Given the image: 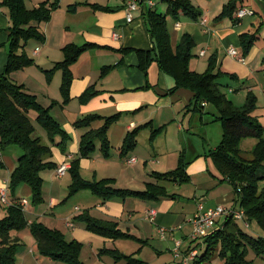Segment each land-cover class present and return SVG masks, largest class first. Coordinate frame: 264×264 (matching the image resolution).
Listing matches in <instances>:
<instances>
[{"label":"crops","instance_id":"0c3cea01","mask_svg":"<svg viewBox=\"0 0 264 264\" xmlns=\"http://www.w3.org/2000/svg\"><path fill=\"white\" fill-rule=\"evenodd\" d=\"M2 1L0 0V3ZM153 1L156 3V0ZM160 1L163 2L164 0ZM191 1L201 10L203 15L199 20H194L184 13L178 18L173 17L178 20L174 30L175 40L172 36L174 46L176 47L180 43V38H183L185 34H190L196 43V53L193 51L194 57L191 61V69L198 73H204L208 68L209 60L216 56L219 68L237 76L234 78L225 77L231 78L233 81L232 86H228V92L230 94L239 93L240 95L231 99L236 101L237 105L243 106L248 94L250 92L255 93L258 96V107L261 110L260 117L264 119V27L259 32L257 41L248 56H244L241 40L242 34H256L260 25L264 22V0H242L239 8H247L252 13L242 19H239L236 15L235 21L230 18L217 19L222 14L225 5L231 0ZM127 2L128 0H61L60 7L54 12L52 19L40 25L46 36V41L39 43L33 40L35 42L31 41L27 46V51L36 60V64L25 70L12 73L11 79L15 83L24 85L30 93L37 95L39 102L45 108H51V114L54 117V113L57 111L60 119L55 118L61 125L65 120V124L69 126L66 131L69 134H74L75 141L70 153H61L54 149V145H52L53 157L49 161L56 162L58 166L64 163H70L72 166V162L80 157L82 136L91 128L97 129L104 124V121H97L99 127H93L95 122L90 128L79 129L74 125L77 120L89 114H100L104 117L121 114L119 121L112 126L109 132L112 147L118 148L120 158L115 162L109 160L103 163L94 158V153L90 158L83 159V177L84 169L95 170L92 179L84 177L87 180L115 179L117 182L115 186L120 184L123 189L146 188L147 183L155 181L152 172L166 173L176 169L182 151L189 149L201 154L193 162L200 165L197 171L203 173L208 171V173H206L207 175H202L203 173L196 175L194 173L196 170L193 167L191 169L188 167V173L191 176L189 183H194L196 187L194 196L197 205L193 214H188L185 219H183L184 216L181 213L174 210L176 194H173L174 197H164L153 203L145 201L144 204L140 205V208H143V218L138 220L135 219L137 212L130 210L133 208L130 205L131 199L126 201L115 199L109 202L101 200L96 205L101 213L108 216V221L117 222L124 232H129L138 239L140 238L141 241H144L143 238L148 237L147 241L149 243L147 241L146 243L143 242L140 255H144V247L148 246L156 251L155 253L158 254L156 256L166 255L169 251L176 259L181 260L182 264H185L186 256L201 243L191 244V226L188 223L190 218L198 211V206L203 204L206 208H211L224 205L236 208L238 207L237 194L229 181H223L224 178L218 170L217 174L208 169V166L211 167L210 161L212 163L213 161L211 158H207V154L203 152L208 151L209 153L211 150L216 149L221 142L219 130L214 128V121L210 122L203 116L200 118V129L198 130H200L201 138H195L196 145L189 136L192 131L191 128L197 126L196 119L191 117L187 128L181 116V110H186L188 115L193 113L189 110L193 94L187 90H180L174 95H166L169 90L175 87V79L162 72L156 63L150 68L148 75L139 68V56L134 50L150 51L155 48L145 14L149 10L157 11L158 7L161 10V12L158 11L159 13L166 14L168 11L167 2L164 1L163 5L156 3L154 7L144 3L140 10L135 13V20L132 23L127 20ZM40 4L34 5L33 9L40 6ZM85 4H98L110 10H96ZM75 5L77 7L72 11L71 9ZM203 18H208L206 24H203ZM238 19L240 20L239 23L237 22ZM12 25L9 9L0 6V49H2L0 50V70L4 69L8 62V41ZM115 34L119 38H115ZM89 43L101 47L85 52L79 61L72 66L74 73L71 88L72 99L70 103L63 105L62 72H57L51 82H48L46 72L52 70L57 63L64 60L63 48L66 45L77 44L83 46ZM4 44L7 47L1 48V45ZM232 48L238 52L237 56L230 54ZM122 49H132L133 51L122 53L120 52ZM121 61L123 62L120 64ZM111 65H118V67L103 78L101 75L102 69ZM230 84L228 82L227 85ZM94 85L101 92L100 95L83 104L80 101L81 96L89 87ZM148 85L150 87L145 88ZM55 102L57 103L54 105ZM259 103H262V105L259 106ZM209 106L206 105V109ZM148 123H151L152 127L143 130L140 135H145L144 133L147 131H150L152 135L153 129L167 126L166 131H164L165 136L162 133L154 142H151L150 135L148 148L151 147L154 152L148 153L147 157L145 154H138L139 150H137L136 153L139 156L134 155V153L128 158H123L121 147L126 135L135 128ZM140 137L138 146L143 136ZM257 142L258 140L253 142L252 148L256 146ZM2 154L6 172L0 174V194L1 188L10 180L11 173L18 166L20 159L9 150L2 151ZM131 158H136L137 161L129 163L128 159ZM203 160H207L205 164ZM99 164H101V167H99ZM206 169L208 170L206 171ZM55 171L56 169L52 170L51 174L54 175ZM45 172H42V177L46 187L49 182L45 179V175L48 174H44ZM55 176L58 177L57 174ZM66 176L58 178L64 179ZM71 184L69 182L66 184L57 181L50 182V204L53 206L58 204L57 193L60 186L66 188ZM175 184L177 186L182 185ZM21 193L24 196L23 199L17 198L12 202L28 200V196L32 194V189L27 185H23ZM85 193L86 191L77 194L79 196H77L75 205H79L76 207L75 212L67 217L62 216L63 226L59 227L58 225L56 227L57 225H55L54 227L65 233L67 238L70 234L72 240L83 242L84 248L88 241H95V236L88 231L87 227L78 226L73 219L76 215L84 212L89 203L95 204L97 201ZM170 194L172 193L170 192ZM0 206L2 207V204ZM151 209L158 211L153 222L147 218ZM90 213L93 214L91 211ZM28 220L30 223L34 221L29 218ZM52 221L58 223L55 219H52ZM148 223L153 226L150 225L149 227ZM162 228L169 230L165 238L161 235ZM170 229L176 230L171 232ZM216 229L217 226L211 228L209 232ZM179 242L181 243L179 249L181 254L178 256ZM91 246L93 248L94 243H91ZM114 246L118 247L117 243ZM201 246L205 247L203 244ZM105 248H107L106 245ZM151 262L156 263V260ZM156 264H171V262L167 263L165 261Z\"/></svg>","mask_w":264,"mask_h":264},{"label":"trees","instance_id":"16d2710c","mask_svg":"<svg viewBox=\"0 0 264 264\" xmlns=\"http://www.w3.org/2000/svg\"><path fill=\"white\" fill-rule=\"evenodd\" d=\"M27 1L3 0L0 3V6L9 9L13 23L8 41V62L4 69L0 70V143L2 151L13 145L23 149L24 153L19 159L18 166L10 176V189L15 192L23 185L29 186L32 189L33 201L38 205L44 202L42 172L55 170L58 168V164L49 161L53 157V148L45 144L42 137L37 136V128L29 114L37 113V121L46 130L52 142L56 137H61V142L58 144L62 147L61 149L66 147L71 136L51 114V108H45L39 102L37 95L30 93L24 85L15 83L11 79L12 73L25 70L36 64V60L29 55L27 46L33 40L39 43L46 41V36L40 25L52 19L61 2V0H48L41 3L40 6L30 9ZM164 1L168 4L166 14H161L156 10H149L145 14L155 48L150 51L134 50L139 56V68L148 75L150 68L156 63L162 72L173 77L176 85L166 95H174L180 90L190 91L193 94L190 109L188 108L190 112L203 113L206 105L214 106L217 109L218 115L212 121L222 122L223 140L206 157L212 159L216 169L224 178L223 181H229L233 185L237 194V206L245 210L248 221L251 224L257 222L264 230V124L255 115L258 110V96L250 92L243 106H237L234 101L229 99L222 89L220 80L228 76L231 78L237 76L219 68L216 56L209 60L208 68L204 73H198L191 69L196 43L190 34H185L175 47L168 19L169 17L178 18L184 13L194 20H199L203 14L191 0ZM241 2L242 0H231L225 5L222 14L217 19L230 18L235 21ZM89 6L96 10H110L98 4ZM76 7L77 5L73 6L71 10L74 11ZM237 22L239 23L240 20L238 19ZM263 27L264 22L256 34H242L244 56H248L252 51ZM97 47L101 46L92 43L83 46L68 44L63 48L64 60L46 72L48 82L52 81L57 72H62L63 105L70 103L72 99L71 88L74 80L72 66L85 52ZM129 51L133 50H120L122 53ZM117 67L118 65L104 67L101 72L102 77L105 78ZM149 87L148 85L145 88ZM100 93L95 85L91 86L81 96L80 101L86 104ZM120 117L121 114L109 117L89 114L75 122V127L79 129L90 128L97 121H104V124L97 129L91 128L81 138L80 157L72 162L69 170L72 176V184L69 187L70 198L83 191H89L104 201L137 198L156 202L164 197H174L161 182L172 181L185 184L191 181V176L188 173L189 164L184 155L181 156L175 170L166 173L154 172L152 177L155 181L147 183L144 191L116 188L114 186L115 179L87 180L82 176V160L90 158L96 152L97 142L101 143L103 155L106 158L111 157L112 144L109 132ZM149 127H152L151 123L139 126L126 135L121 147L123 158H128L136 151L141 132ZM166 127L153 129L151 142H154ZM251 137L257 139L258 142L251 151L252 157H247L243 151L242 143L244 139ZM4 168V162H0V169ZM17 202L10 203L6 208V217L0 220V264H17V256L23 246L17 232L26 227L31 228L32 234L37 240L38 251L43 256L66 264H84L82 259L83 242L70 241L61 230L53 229L44 223L38 221L30 223L26 211L16 204ZM74 220L85 223L90 233L102 236L104 239L128 238L141 241L137 237L123 232L117 222L94 218L88 210L76 215ZM201 245L202 243H199L194 249L198 250ZM203 245H205V253L199 254L192 264L211 262L216 255L222 260V264H253V261L248 260V245L258 256H264V237L255 238L246 233L233 217L224 220L223 229L212 231L204 239ZM102 252L110 253L118 262L146 264L134 258L135 255H126L119 250L105 248Z\"/></svg>","mask_w":264,"mask_h":264},{"label":"rangeland","instance_id":"374dc122","mask_svg":"<svg viewBox=\"0 0 264 264\" xmlns=\"http://www.w3.org/2000/svg\"><path fill=\"white\" fill-rule=\"evenodd\" d=\"M44 1H47V0H28L27 4H28V7L30 9H33L34 5H37L38 3H42ZM156 3L163 5L164 1L162 2L160 0H156ZM157 11L161 12L159 7L157 8ZM168 20H169L170 31L172 33L174 40H175L176 35L174 33V30H175L176 22L178 20L174 19L173 17H169ZM181 39L182 38H180L179 42H181ZM33 42H35V41H33ZM8 45H9V42H8ZM5 46H6L5 44L1 45V48H5ZM0 50H2V49H0ZM194 53H196V49L194 50ZM228 82L231 84L227 85ZM220 83L222 85L223 91H225V93L228 95L229 99H231V98L233 99L234 97L240 96L239 93L230 94L228 92L229 87L232 86V84H233V81L231 80V78H223L220 80ZM232 101H234V100H232ZM234 103L236 104V101H234ZM243 103L245 104V102H243ZM261 105H262V103H259V106H261ZM237 106H239V105H237ZM54 115L57 119H60L57 111L54 113ZM185 115L187 117L186 120H185V118H186ZM217 115H218V111L214 106H209L206 109V111H204L203 113L193 112L190 115L186 114V110L185 111L181 110L182 121L185 123L187 128H188L189 121H190L191 117L196 119L197 126H194L193 128H191L192 131L190 132V135H189L194 140L195 144H196L195 138H197V137L201 138L200 130H198V129H200V118H202V116H203L211 122L212 120H214L217 117ZM255 115H257L259 117L261 116V110L259 109V107H258V110L255 113ZM29 116L37 128V136L42 137L43 142L45 144L50 145V146L54 145V149H56L57 151H60L61 153H64V154H68L72 151L71 149H72V146H73L74 141H75L74 140V134H70L71 140L68 142L66 147L61 149L62 147L58 146V144L61 142V137L60 136L56 137V141L52 142L50 140V138L48 137L46 130L37 121V113L31 112L29 114ZM260 119H261V122L264 124L263 117H260ZM63 121L64 122L62 125H65V126H63V128L65 130H67L69 128V126H67V124H65V120H63ZM98 124H99V122H96L95 125H93V127H99V126H97ZM213 124L215 126L214 128L219 130V135H221V142H222L223 135H224L223 124L221 121H216ZM164 133L165 132L163 131V136H165V134H166V133L165 134ZM144 134L145 135H140L141 137L142 136L143 137L139 143V146L137 147L136 151L134 152L135 154L134 153H132V154L139 156L138 154L142 153L148 157V155H149L148 153H153L154 150L151 147L148 148V140H149V137L151 135L150 131H147ZM185 135L187 136V134H185ZM162 138H164V137H162ZM254 141H257V140L255 138H252V137L244 139V141H243L242 148H243V151L245 152V155L247 157H252L251 151L253 150L252 144ZM221 142H220V144H221ZM146 149H147V151H146ZM7 150L12 151V153L15 154L19 158L24 153V151L21 147L14 146V145L6 148L5 150H3V152H5ZM137 150H139L138 154L136 153ZM185 151L186 150L182 151L181 155L179 156L178 164H177L176 168L179 165V160H180L181 156L184 155L186 161L189 164L188 165L189 169H191L193 167L196 170V172H194L196 175L203 173L201 171H197V169L199 168L200 165L196 164V162H193L196 159V157L198 155H201V154L193 152L189 149L186 152ZM203 153L208 154V151L203 152ZM203 155H205V154H203ZM93 156H94V158H97L98 160H100V162H103V163H105L109 160L110 161L113 160V162H115L116 160H118V158H120L118 148H116L115 146L112 147L111 157L106 158L102 154L100 142H97V150ZM203 161L205 164V162L207 160H203ZM210 164H211V167L208 166V169L212 170L214 173H217V169H215V167L211 161H210ZM142 166L144 167L143 163H142ZM99 167H101V164H99ZM208 169H206V171ZM51 171L52 170H48L44 173V174L48 173L47 175H45V179L49 182L46 187L44 186V188H45L44 189L45 202L37 205L33 201V195L32 194L29 195L28 200L30 202V206L27 208L26 214H27V217L31 221L32 220L38 221V222L44 223L47 226L49 225V226L53 227V229H55L54 228L55 225H57L56 227H58V225H59V227L63 226V220L61 219L62 216L67 217L69 215H72L75 212L76 207L79 205V204L75 205V203L77 202V198H78L77 196H79V195H76V196H73L70 198V193H69V187L70 186L69 187L67 186L66 188H62L60 186L59 192L57 193V197H58L57 203L58 204L55 206L51 205L50 204L51 189L49 188L50 182L57 181V182L62 183V184H66L68 182L70 184L72 183V176L70 173L64 179L63 178L59 179L58 177L55 176L56 171H55L54 175L51 174ZM5 172H6V169H0V174H3ZM94 172H95V170H93V169H84L83 175H84V177H86L88 179H92ZM153 173L154 172H152V174ZM206 173H208V171ZM206 173H203L202 175H207ZM116 184H117V182L115 183V185ZM161 184L168 188L169 192L172 193L171 195L176 194V199H175V205L176 206H175L174 210L181 213V215L184 216L183 219H185L188 214H190V213H191V215L193 214V211H195V208L197 205L195 203V196H194V191L196 188L194 183H185V184H182L180 186H177L172 181H163ZM67 185H69V184H67ZM119 185H117L115 187L116 188H122L121 185L120 186ZM21 187L15 192H13L11 189H9V192H10L9 202L10 203L17 198L23 199L24 196L21 193ZM131 189L136 190V191H144L146 188L134 187ZM85 194H87V196H91L93 198V200H97L95 204L89 203L87 208H85V211L90 210L93 213L91 215L94 218H97L100 220H108V216L101 213L98 210V208L96 207V205L103 199L100 197H97L96 195H94L93 193H91L89 191H86ZM1 198H2V196L0 194V204H2V207L0 206V220L6 217V215H7L6 208L8 207L7 204L1 203ZM127 199L128 200L131 199L130 205L133 208L130 210L137 212V214H136L137 216L135 219L138 220V219L143 218V212H142L143 208L142 207L140 208V205L144 204L145 201H143L141 199H137V198H127ZM114 200L115 199L106 200V201L103 200V201L109 202V201H114ZM126 200H124V201H126ZM146 202H148V201H146ZM153 202H155V201H152V203ZM37 219H39V220H37ZM52 219L57 220L59 224L53 223ZM224 220L225 219L222 218L221 221H224ZM73 221L76 222V224L80 227H84V228L86 227V224L83 222H80L78 220L75 221L74 219H73ZM237 222L239 223L240 227L246 233L254 236L255 238L264 237V230L259 226V224L257 222H254L252 224H251V222H249L250 226H248L244 220H240ZM150 223H148L149 227H150V225L153 226ZM125 233H129V232H125ZM210 233L211 232H209V234ZM17 236L20 238L21 242L23 243V246L20 248L18 256H17V264H66L64 262L55 261V260L51 259L50 257L43 256L42 254L39 253L38 246H37V240L34 237V235L32 234V230L30 227H26L23 230H21L20 232H17ZM94 236H95V239H94L95 241L94 242L88 241V243H87L88 245L87 244L85 245V248H84V251L82 254L83 262H85L84 264H127L126 262L124 263L123 261L118 262L117 259L113 255H111L110 253L102 252L105 249V245L107 246V249H109V250H119L121 252L124 251V252H126V253L123 252L124 254L135 255L134 258L141 260L145 263H149V264L164 263L165 261H167V263L171 262V264H182L181 260L179 261L178 259H176L174 257V255L170 254L169 251L167 252L166 255H161L160 257L156 256V254H157V253H155L156 251L154 249L148 247L147 245H146L147 247H144V255H140V253L142 251V244H144L143 242L147 241L148 237L143 238L144 241L142 240L143 242H141L137 239L120 238L118 240L117 239L113 240V239H108V238L104 239L102 236H99V235H94ZM68 239L70 241L72 240L70 234L68 235ZM91 243H94L93 248H94V250H96V252H94V250L91 246ZM115 243H117V246L119 248L114 246ZM147 243H149V242L147 241ZM191 244L197 245L198 241H195V242L191 241ZM247 247H248V260L253 261V264H264V256H258L255 253V251L252 249L251 246L248 245ZM198 250L200 252V255L205 253V247H203V246H200L198 248ZM153 260H156V263L151 262ZM222 263H223L222 260L216 255L211 260V262H206L204 264H222Z\"/></svg>","mask_w":264,"mask_h":264},{"label":"built area","instance_id":"2783aa9c","mask_svg":"<svg viewBox=\"0 0 264 264\" xmlns=\"http://www.w3.org/2000/svg\"><path fill=\"white\" fill-rule=\"evenodd\" d=\"M147 3L148 6L154 7L156 3L153 0H148L147 2L145 0H128L127 2V20L129 23H132L135 20V13L138 12L141 8V6ZM252 12L248 10L247 8H243L238 10L237 17L239 19L244 18L247 15H250ZM203 24H206L208 22V18H203L202 20ZM115 38H119L117 34H115ZM204 54V53H203ZM230 54L232 56H237L238 52L235 49L230 50ZM3 154H2V148L0 143V162H3ZM136 158L128 159L129 163L136 162ZM71 169L70 163H64L56 169V174L58 177H64L67 175L69 170ZM10 189V180H8L5 183V186L1 188V202L3 204H9L10 202L8 200V194ZM16 204H19L25 211L28 208L29 202L28 200H22L18 201ZM158 211L156 209H151L148 212L147 218L151 220L152 222L155 221L157 217ZM229 217H233L235 221L244 220L248 226H250V223L248 221V217L246 215L245 210L240 208H231L226 207L224 205H220L217 207H211L206 208L203 204H200L198 206V211L194 214L193 217L190 218L188 221L189 225L191 226V240L193 242L198 241L203 244L204 238H206L209 235V230L211 228H214L217 226V229H223L224 228V221H221L222 218L226 219ZM71 226L73 224H70ZM182 228V227H181ZM176 229H170L171 232H174ZM168 229L162 228L161 229V235L163 238L166 237L168 234ZM181 247V243H178V256L181 254L179 252V249ZM200 252L199 250H195L194 248L191 250L188 256H186L185 264H192V262L199 256Z\"/></svg>","mask_w":264,"mask_h":264}]
</instances>
